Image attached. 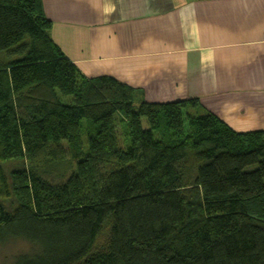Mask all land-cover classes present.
<instances>
[{
  "label": "trees",
  "instance_id": "16d2710c",
  "mask_svg": "<svg viewBox=\"0 0 264 264\" xmlns=\"http://www.w3.org/2000/svg\"><path fill=\"white\" fill-rule=\"evenodd\" d=\"M52 25L0 0V245L27 244L8 264H264V130L86 77Z\"/></svg>",
  "mask_w": 264,
  "mask_h": 264
},
{
  "label": "crops",
  "instance_id": "0c3cea01",
  "mask_svg": "<svg viewBox=\"0 0 264 264\" xmlns=\"http://www.w3.org/2000/svg\"><path fill=\"white\" fill-rule=\"evenodd\" d=\"M51 35L86 77L150 102L199 99L238 131L264 130V0H43Z\"/></svg>",
  "mask_w": 264,
  "mask_h": 264
},
{
  "label": "rangeland",
  "instance_id": "374dc122",
  "mask_svg": "<svg viewBox=\"0 0 264 264\" xmlns=\"http://www.w3.org/2000/svg\"><path fill=\"white\" fill-rule=\"evenodd\" d=\"M145 127H147L146 120L144 121ZM158 134V132H156ZM20 162H8L5 168L8 172L19 165ZM27 244L23 241H11L5 245H0V264H8L13 258L14 254L25 249Z\"/></svg>",
  "mask_w": 264,
  "mask_h": 264
}]
</instances>
